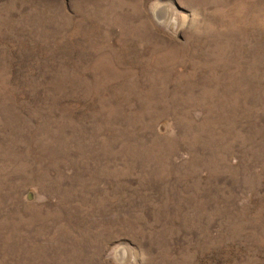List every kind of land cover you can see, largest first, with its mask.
<instances>
[{"label": "rangeland", "instance_id": "obj_1", "mask_svg": "<svg viewBox=\"0 0 264 264\" xmlns=\"http://www.w3.org/2000/svg\"><path fill=\"white\" fill-rule=\"evenodd\" d=\"M0 264H264V0H0Z\"/></svg>", "mask_w": 264, "mask_h": 264}, {"label": "water", "instance_id": "obj_2", "mask_svg": "<svg viewBox=\"0 0 264 264\" xmlns=\"http://www.w3.org/2000/svg\"><path fill=\"white\" fill-rule=\"evenodd\" d=\"M27 198H28V199L30 198V193H29V192L27 193Z\"/></svg>", "mask_w": 264, "mask_h": 264}]
</instances>
